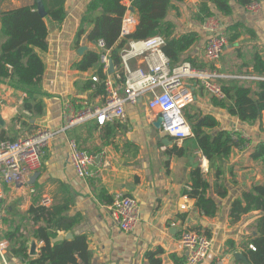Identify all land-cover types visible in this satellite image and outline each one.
<instances>
[{
  "label": "crops",
  "instance_id": "1",
  "mask_svg": "<svg viewBox=\"0 0 264 264\" xmlns=\"http://www.w3.org/2000/svg\"><path fill=\"white\" fill-rule=\"evenodd\" d=\"M34 1L40 11L39 0H0V16ZM91 1L65 0L62 23L47 19V49L37 51L44 73L38 92L32 96L41 104L39 114L25 109V92L16 89L7 78H0V144L39 131L53 133L41 168L23 183L1 185L0 246L4 248V259L7 264H27V260L13 253L21 240L27 241L29 260L36 258L43 242L35 239L33 233L44 223L35 222L34 217L53 205H66L64 215L75 223L69 231L58 232L56 238L66 234L71 237L59 241L55 238L53 242L85 238L88 264H147L148 253L155 254L160 264H186L187 254L179 242L183 230L203 233L212 242L211 254L199 264H217L219 259L222 264H244L235 254H241L248 238L256 235L255 224L263 213L252 211L233 220L230 211L243 193L264 186V161L252 157L256 146L264 141L260 118L252 123L241 122L218 105L220 100L186 80L194 99L183 111L185 119L189 122V118L196 121L210 116L218 126L208 132L225 131L244 140L241 147L232 148L227 158L212 162L203 156L194 137L176 144L166 136L169 145L163 144L164 133L155 127L160 113L146 108L147 96L134 105L125 104V122L115 121L99 128L92 120H86L67 127V122L78 114L105 103V94L98 92L105 78H99V64L80 69L90 51L97 53L94 42L88 39L92 24L83 22ZM202 1L175 2L167 12L166 22L174 27L175 36L197 32L200 37L181 55V63L216 71L222 85L233 81L256 92L258 81L244 78L261 76L252 67L256 55L264 61V0H259L263 8L255 15L247 13L237 0H230L229 16L212 10L223 18L227 29L237 26L228 32L229 37L237 34V38L232 42L229 38V46L212 63L203 57L207 33L198 19ZM124 5L127 12L132 9L130 14L137 24L135 10L128 1ZM4 41L0 33V45ZM141 64L138 58L131 60L133 68ZM94 75L98 82L91 80ZM107 77L116 84L120 82L118 65H114L112 73L108 71ZM222 101L230 104L226 98ZM69 141L94 157L92 178L76 175L69 162ZM197 169L208 183L205 197L216 204L214 217L203 215L186 193ZM121 194L135 199L139 206V222L128 234L119 230L109 211L116 195ZM44 198L49 199L48 206L42 203ZM32 240L35 256L29 255ZM76 259L77 264H82L79 257Z\"/></svg>",
  "mask_w": 264,
  "mask_h": 264
},
{
  "label": "trees",
  "instance_id": "2",
  "mask_svg": "<svg viewBox=\"0 0 264 264\" xmlns=\"http://www.w3.org/2000/svg\"><path fill=\"white\" fill-rule=\"evenodd\" d=\"M38 3L23 6L14 10L4 12L0 16V33L5 41L0 45V78H7L16 89L26 93L25 109L29 112L39 114L41 104L32 96L40 88L44 73V64L37 51L47 49V19L60 24L65 18V0H39ZM124 1H128L137 15V24L134 31L126 38L120 37L121 21L127 8ZM182 0H92L88 7L83 22L92 24L88 39L94 42L103 39L108 48L111 49L110 59L115 66L118 65L120 51L129 41H142L149 37L159 35L165 39L162 47L164 55L170 60L171 66L181 63L180 58L191 47L198 43L200 37L197 32H188L180 36L174 35V27L166 22L167 12L173 8L175 2ZM249 0H237L244 7ZM223 16L232 13L230 0H203L199 5V20H203L215 14L214 11ZM93 16L94 14H97ZM237 26L227 29L235 31ZM230 41L237 38V34L230 35ZM98 54L90 51L80 64L81 70L91 68L98 63ZM188 61V60H187ZM253 71L257 75L264 76V61L255 56ZM100 79L104 74L98 71ZM119 83L122 76H119ZM237 83V82H236ZM235 82L223 84L222 90L227 101H217L218 105L225 108L231 116L238 118L243 123H252L260 118L264 110V81H258V89L254 92L249 87L237 85ZM100 94H105L104 85L98 88ZM188 122V121H187ZM188 124L193 133L198 148L203 156L212 162L215 159H225L229 156L233 147H241L244 140L240 136L220 131L215 134L208 132L218 126V123L210 116H205L196 121L190 120ZM254 159L264 161V143L256 146ZM208 183L203 179L200 169L195 170L191 176L190 189L187 195L195 200V205L207 217H214L216 204L205 197ZM67 206L53 205L46 209L34 221L43 222L33 233L38 241L43 242L38 256L34 259L28 258L26 240H21L19 246L14 250L15 256L27 260V264H77L76 256L82 264H88L87 243L85 238L76 237L73 240L53 242L58 232L69 231L75 221L68 219L64 213ZM252 211H261L262 216L255 224L256 235L250 236L245 244L241 255L245 258L244 264H264V186H257L242 194L241 200H235L232 204L230 215L233 220L239 219ZM205 235V234H204ZM206 236V235H205ZM253 247V250L250 249ZM147 264H160L155 254L146 255Z\"/></svg>",
  "mask_w": 264,
  "mask_h": 264
},
{
  "label": "built area",
  "instance_id": "3",
  "mask_svg": "<svg viewBox=\"0 0 264 264\" xmlns=\"http://www.w3.org/2000/svg\"><path fill=\"white\" fill-rule=\"evenodd\" d=\"M262 8L259 0H249L244 6V10L252 15L258 14ZM135 26L136 18L126 11L121 21L120 37L126 38ZM202 29L207 33L203 57L207 62H216L229 46L227 26L221 16L213 14L203 20ZM164 45L165 39L159 35L142 41H129L119 54L118 73L122 76V81L116 84L107 77L111 49L103 39L94 41L99 56V69L105 76L103 80L105 103L102 107L83 111L67 122L66 126L86 120H92L99 128L115 121L125 122V104L134 105L142 96H147L146 108L160 113L162 133L176 144L192 138L193 133L183 111L193 102L194 97L185 81L192 80L212 97L224 100L226 95L222 90V84L219 83L221 76L208 68H193L187 62L172 67L170 60L162 51ZM136 58L140 59L142 64L133 68L131 60ZM244 79L264 81L262 76ZM91 80L98 82L99 79L94 75ZM260 122L264 135V110L261 112ZM52 137V132L39 131L0 144V198L2 183L8 185L23 183L41 168L45 149ZM69 162L79 178L89 179L94 176L91 171L95 162L94 157L79 149L74 141H69ZM42 203L48 206L49 199L44 198ZM109 211L121 232L128 234L134 231L140 218L139 206L135 199L122 194L116 195ZM179 242L187 254L186 264H199L212 252V242L203 233L183 230L179 233ZM2 249L4 248L0 246L1 262L7 264ZM250 249L253 250V247L250 246ZM216 263L222 264L223 260L219 259Z\"/></svg>",
  "mask_w": 264,
  "mask_h": 264
},
{
  "label": "water",
  "instance_id": "4",
  "mask_svg": "<svg viewBox=\"0 0 264 264\" xmlns=\"http://www.w3.org/2000/svg\"><path fill=\"white\" fill-rule=\"evenodd\" d=\"M129 10H130V12H132V9H131V8H130ZM40 11H41V8H40ZM113 69H114V65H113L112 60L110 59V60H109V70H108L109 73H112V72H113ZM161 123H162V118L159 117V118L157 119V121L155 122V127H156V128H160ZM162 138L164 139V140H163V144H164V145H169V141H168V139H167V137H166L165 134L162 135ZM70 237H71L70 234H66L65 236H62V237H58V238H56V241H59V240H61V239H69ZM29 255H30V256H35V255H36V252H35V243H34L33 240H32V242H31V244H30V252H29ZM235 258H236L237 260H241V261H243V262H246L245 258H244L241 254H239V253L235 254Z\"/></svg>",
  "mask_w": 264,
  "mask_h": 264
}]
</instances>
